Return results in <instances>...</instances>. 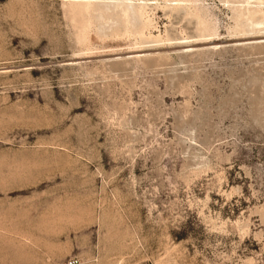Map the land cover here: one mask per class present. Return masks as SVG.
I'll return each instance as SVG.
<instances>
[{
    "label": "rangeland",
    "instance_id": "374dc122",
    "mask_svg": "<svg viewBox=\"0 0 264 264\" xmlns=\"http://www.w3.org/2000/svg\"><path fill=\"white\" fill-rule=\"evenodd\" d=\"M4 176L0 264H264V0H0Z\"/></svg>",
    "mask_w": 264,
    "mask_h": 264
},
{
    "label": "crops",
    "instance_id": "0c3cea01",
    "mask_svg": "<svg viewBox=\"0 0 264 264\" xmlns=\"http://www.w3.org/2000/svg\"><path fill=\"white\" fill-rule=\"evenodd\" d=\"M4 180H6L5 176L0 178V183L3 184ZM2 189H5V187H2ZM13 212L14 211L7 209V206L0 208V238H60L61 235L58 233L55 234L53 230L54 223L52 220L48 218L39 220L34 218H27V220H9L7 216ZM27 212L30 213L32 211L28 209ZM52 212L53 209L51 210V208H49L46 213L50 214Z\"/></svg>",
    "mask_w": 264,
    "mask_h": 264
},
{
    "label": "built area",
    "instance_id": "2783aa9c",
    "mask_svg": "<svg viewBox=\"0 0 264 264\" xmlns=\"http://www.w3.org/2000/svg\"><path fill=\"white\" fill-rule=\"evenodd\" d=\"M66 264H81V261L78 258H72L68 260Z\"/></svg>",
    "mask_w": 264,
    "mask_h": 264
}]
</instances>
